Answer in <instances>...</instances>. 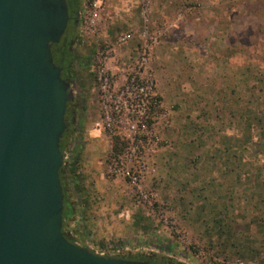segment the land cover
Returning a JSON list of instances; mask_svg holds the SVG:
<instances>
[{
  "label": "rangeland",
  "instance_id": "rangeland-1",
  "mask_svg": "<svg viewBox=\"0 0 264 264\" xmlns=\"http://www.w3.org/2000/svg\"><path fill=\"white\" fill-rule=\"evenodd\" d=\"M95 1L80 0L70 45L63 231L106 256L264 264V0H102L94 17ZM100 62L117 89L154 82L169 117L147 152L108 128Z\"/></svg>",
  "mask_w": 264,
  "mask_h": 264
},
{
  "label": "water",
  "instance_id": "water-1",
  "mask_svg": "<svg viewBox=\"0 0 264 264\" xmlns=\"http://www.w3.org/2000/svg\"><path fill=\"white\" fill-rule=\"evenodd\" d=\"M70 20L67 0H0V264H152L98 254L63 231L72 92L53 45Z\"/></svg>",
  "mask_w": 264,
  "mask_h": 264
},
{
  "label": "built area",
  "instance_id": "built-area-1",
  "mask_svg": "<svg viewBox=\"0 0 264 264\" xmlns=\"http://www.w3.org/2000/svg\"><path fill=\"white\" fill-rule=\"evenodd\" d=\"M102 0H96L93 7V15L101 7ZM108 51L101 53L102 59H107ZM143 63L147 61L146 53L142 57ZM100 62L97 75L101 90L103 92V102L108 104L111 111H106L107 126L112 124L127 134L125 137L131 140V152H147L155 137V125L169 117L168 110L164 107L160 97L155 93V85L151 79H143L140 74H135L122 88L117 89L116 83L111 80L109 74ZM128 149L126 152H128ZM120 159L121 157L117 156ZM140 248H120L114 252L115 256L123 257L129 253H138Z\"/></svg>",
  "mask_w": 264,
  "mask_h": 264
},
{
  "label": "trees",
  "instance_id": "trees-1",
  "mask_svg": "<svg viewBox=\"0 0 264 264\" xmlns=\"http://www.w3.org/2000/svg\"><path fill=\"white\" fill-rule=\"evenodd\" d=\"M68 7H69V14L71 17V20H78V14L81 10V2L80 0H67ZM68 36L67 34L61 39L59 44L53 45V57L56 65L60 66L61 61H65V63H70V54L68 52ZM65 137V136H64ZM65 148V143L64 140H62L61 143V150L64 151ZM124 142L120 138H115L113 141V149L116 152H123L124 150ZM62 178L64 179L63 181V189H64V195H65V211H64V223L68 222L72 215L74 214V210L71 206V202L69 200L68 196V191H69V186L67 185L65 181V175L62 174ZM76 192H79V188L76 186L75 187ZM128 259L131 260H139V261H149L152 264H161L158 261H154V259H150L148 257L144 256H134V257H128ZM156 260V259H155Z\"/></svg>",
  "mask_w": 264,
  "mask_h": 264
},
{
  "label": "flooded vegetation",
  "instance_id": "flooded-vegetation-1",
  "mask_svg": "<svg viewBox=\"0 0 264 264\" xmlns=\"http://www.w3.org/2000/svg\"><path fill=\"white\" fill-rule=\"evenodd\" d=\"M78 26V20H70L69 26L66 30V33L64 34V36L67 34L68 36V40H69V44H68V52L70 54V57H72L71 52H70V45L73 41V36H74V30L75 28H77ZM63 36V37H64ZM73 65H74V58H70V63H65V61H61L60 64V68H62V76L65 80H67L69 83L73 80V75H74V69H73ZM66 120L68 123V127L67 130L65 132V137L63 138L64 143H65V148H66V143L67 141L70 139V137H72V132L74 130V126L76 125V112L74 110V108L71 107V104H68V109H67V113H66ZM64 148V150H65ZM150 259H154V258H150ZM154 261H158L157 259ZM161 264H172V262L170 261H158Z\"/></svg>",
  "mask_w": 264,
  "mask_h": 264
}]
</instances>
